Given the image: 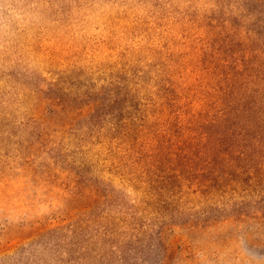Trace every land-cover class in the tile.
I'll list each match as a JSON object with an SVG mask.
<instances>
[{"label":"rangeland","instance_id":"rangeland-1","mask_svg":"<svg viewBox=\"0 0 264 264\" xmlns=\"http://www.w3.org/2000/svg\"><path fill=\"white\" fill-rule=\"evenodd\" d=\"M233 1L0 0V264H56L37 234L81 206L78 174L133 194L110 150L160 104L195 100L185 87L200 73L203 19ZM90 108L91 124L77 122ZM162 241L160 264H264V202L206 225H167Z\"/></svg>","mask_w":264,"mask_h":264},{"label":"trees","instance_id":"trees-1","mask_svg":"<svg viewBox=\"0 0 264 264\" xmlns=\"http://www.w3.org/2000/svg\"><path fill=\"white\" fill-rule=\"evenodd\" d=\"M216 6L203 19L201 68L193 61L200 73L185 87L195 100L160 104L154 120L123 132L121 149L110 150L133 194L78 174L72 199L81 206L37 234L56 264H160L167 225H206L264 202V0ZM89 110L77 122L91 124Z\"/></svg>","mask_w":264,"mask_h":264}]
</instances>
